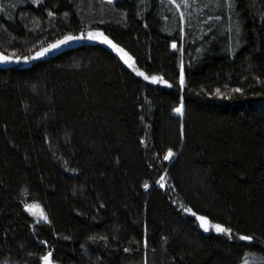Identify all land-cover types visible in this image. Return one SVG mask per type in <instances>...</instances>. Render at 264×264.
I'll list each match as a JSON object with an SVG mask.
<instances>
[{
	"label": "trees",
	"instance_id": "obj_1",
	"mask_svg": "<svg viewBox=\"0 0 264 264\" xmlns=\"http://www.w3.org/2000/svg\"><path fill=\"white\" fill-rule=\"evenodd\" d=\"M189 4L0 0L4 55L99 29L173 85L86 39L0 66V264H264V0Z\"/></svg>",
	"mask_w": 264,
	"mask_h": 264
},
{
	"label": "snow or ice",
	"instance_id": "obj_2",
	"mask_svg": "<svg viewBox=\"0 0 264 264\" xmlns=\"http://www.w3.org/2000/svg\"><path fill=\"white\" fill-rule=\"evenodd\" d=\"M34 3H40V0H33ZM109 3H112L113 0H108ZM194 3L195 0H192ZM169 3L174 4L176 6L177 11H180V9L188 8L190 6L189 0H179V3L177 0H169ZM206 6V5H205ZM229 7H232V4L230 3L228 5ZM50 16L55 15L54 12H49ZM67 15V13H66ZM220 17H216L218 20ZM185 22V14L183 11H180V33H184V27L183 24ZM240 29L237 28V32H239ZM89 39V40H101L103 43L108 44L111 48H113L116 52H118L121 56V59L124 61L125 64L128 65L129 68H131L138 76H142L145 80H151L153 83H160L167 87H172L173 85L166 79H164L162 76H148L143 71H141L139 68L135 67L133 58L128 55L127 52L124 51L123 48L119 47V45L115 44L110 40L107 36H105L99 29L95 31H89L87 35L85 36L84 33H81L80 36H73L72 34H67L63 36L60 39H57L55 42L50 43L47 47H42L38 51H36L31 56H18V55H4L3 53H0V64H10V63H19L21 61L27 63L31 60L40 59L44 57L47 53H49L52 50L58 49L60 46L65 45L73 40H80V39ZM181 39H183V35H181ZM172 49H177L178 45L175 40H173L171 44ZM182 47V45H181ZM184 83H185V74H184V64L181 61L180 64V75H179V84L180 89L183 91L184 89ZM235 92H242L243 90L240 88L234 89ZM217 95L223 96V93L220 92L219 89L216 90ZM173 112L183 115L184 112V105L181 103L179 106L172 109ZM181 135L183 136V130L181 132ZM174 156V152L172 149H168L167 154L164 156V160H170ZM165 176H161L160 179L156 182L160 185L161 188L165 187ZM143 188L148 189L149 184L145 182L143 184ZM103 207V205H101ZM26 211H28L32 216L37 217L38 221L41 222H50L47 214L43 211V209L39 208L38 204H26L25 205ZM39 209V211H37ZM186 212H191L193 216H196L195 212H192L191 209H185ZM196 219L200 221V227L204 229V231H209L210 229H214L217 233L225 234L229 238L232 236V229L225 227L222 224L216 223L212 224L206 216H196ZM90 239H95V237H90ZM101 239H106L105 237H101ZM240 239L243 241H252L253 237L250 235H242L240 236ZM43 244H46L47 241L41 242ZM145 244H147V241H145ZM124 251H129V249H124ZM6 264V262H5ZM39 264H57V262L54 260V252L47 251L43 255L39 257Z\"/></svg>",
	"mask_w": 264,
	"mask_h": 264
},
{
	"label": "rangeland",
	"instance_id": "obj_3",
	"mask_svg": "<svg viewBox=\"0 0 264 264\" xmlns=\"http://www.w3.org/2000/svg\"><path fill=\"white\" fill-rule=\"evenodd\" d=\"M87 35V34H86ZM85 35V36H86ZM86 39V38H85ZM86 40H89V39H86ZM75 41H77V40H73V41H71V42H69V43H67V44H65V45H62V46H69V45H71V44H73ZM94 41H97V42H102L101 40H94ZM103 43V42H102ZM61 47V46H60ZM59 47V48H60ZM58 48V49H59ZM58 49H55V50H52L51 51V53H55ZM165 182V181H164ZM166 186L168 187V184H167V182H166ZM40 208V207H39ZM37 211H39V209H37ZM37 218V217H36Z\"/></svg>",
	"mask_w": 264,
	"mask_h": 264
},
{
	"label": "water",
	"instance_id": "obj_4",
	"mask_svg": "<svg viewBox=\"0 0 264 264\" xmlns=\"http://www.w3.org/2000/svg\"><path fill=\"white\" fill-rule=\"evenodd\" d=\"M106 1H108V0H106ZM46 55H49V53H47ZM3 65H5V64H0V66H3Z\"/></svg>",
	"mask_w": 264,
	"mask_h": 264
}]
</instances>
